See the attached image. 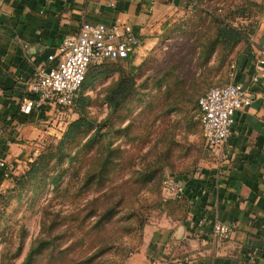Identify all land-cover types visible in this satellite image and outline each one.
I'll use <instances>...</instances> for the list:
<instances>
[{"label": "rangeland", "instance_id": "374dc122", "mask_svg": "<svg viewBox=\"0 0 264 264\" xmlns=\"http://www.w3.org/2000/svg\"><path fill=\"white\" fill-rule=\"evenodd\" d=\"M176 1L136 64L109 61L90 74L81 93L94 124L66 145L58 164L66 172L57 182L54 169H46L13 187L8 169L10 190L0 198V264H23L29 255L28 264H123L151 222L170 212L180 217L182 203L167 199L161 182L209 162L196 100L227 82L231 64L247 48L243 41L231 48L216 42L218 21L255 30L261 6L256 0ZM121 77L131 80L130 92L113 107L107 97ZM61 132L47 134L39 152L56 144ZM94 132L99 140L85 146ZM104 159L103 179L86 180Z\"/></svg>", "mask_w": 264, "mask_h": 264}, {"label": "crops", "instance_id": "0c3cea01", "mask_svg": "<svg viewBox=\"0 0 264 264\" xmlns=\"http://www.w3.org/2000/svg\"><path fill=\"white\" fill-rule=\"evenodd\" d=\"M251 38V50L231 64L225 83H239L249 103L235 113L225 144L210 152L198 171L177 176L185 184L179 214L170 212L145 229L141 246L123 264H264V0ZM176 0H0V161L17 174L38 152L47 134H59L55 108L19 110L25 82L39 65H48L63 37L81 22H127L141 46L169 22ZM170 15L167 19V15ZM256 79V80H255ZM224 84V83H223ZM0 167V189L9 183ZM204 220L200 228L195 226ZM232 226L228 239L212 240V220Z\"/></svg>", "mask_w": 264, "mask_h": 264}, {"label": "built area", "instance_id": "2783aa9c", "mask_svg": "<svg viewBox=\"0 0 264 264\" xmlns=\"http://www.w3.org/2000/svg\"><path fill=\"white\" fill-rule=\"evenodd\" d=\"M140 46V35L130 23L81 22L76 32L63 37L48 56V65L37 66L27 79L20 112L29 114L32 110L44 108H55L61 113L71 111L90 66L124 60L135 54ZM260 53L264 55V51L260 50ZM259 63H264L263 57ZM248 103L245 88L232 82L212 86L198 98L197 116L206 150L213 152L225 144L236 121L235 113ZM0 167L6 170L4 174L7 176L10 165L1 160ZM162 191L167 199H181L185 195V184L167 175L162 180ZM203 225L202 219L195 226L200 228ZM231 233L230 224L212 220V240L228 239Z\"/></svg>", "mask_w": 264, "mask_h": 264}, {"label": "trees", "instance_id": "16d2710c", "mask_svg": "<svg viewBox=\"0 0 264 264\" xmlns=\"http://www.w3.org/2000/svg\"><path fill=\"white\" fill-rule=\"evenodd\" d=\"M218 23L219 24L217 27L216 37H215L216 42L223 44L224 48H228V47L231 48L235 46L236 44L240 43L241 41H243L244 43L247 44L246 46L247 48H245V52L248 53L251 50V47L248 46V43H249L248 39L249 37L252 38V35L255 30H248L246 27H242V26L236 27L222 20H219ZM134 55L135 54H132L124 60H133ZM107 62L109 61L103 62L99 65L89 67L85 75L84 81L82 83V86L71 108V111L69 112L66 111L58 115L56 127H58L60 132L63 131L61 132L62 133L61 138L57 140L56 144L54 143L48 144V147L46 149H43L41 152L36 154L31 160L26 161L27 168L25 171H23V173L19 174V176L15 174L11 176L10 182L13 183V187L21 186L24 180L36 178L41 172L45 171L46 169L47 170L54 169V172L56 173V175H53L51 178L52 182H57L58 178H60V176H62L66 172V168H63V166H60V167L58 166V164L60 165L64 161L65 153H66L65 152L66 145L70 141H72L74 138H76L80 134L81 131H84L85 129L89 130L91 126L94 124V122L88 119L84 114L87 97L81 93V89L83 85L88 81L90 74L93 77L97 75L101 70L100 69V67H102L101 65ZM129 83H131L130 79L122 78V77L115 83L114 87L111 88L109 96L107 97L108 105L113 106V107H118L123 103V101L127 98L130 92ZM220 85H223V84L211 85L210 87L220 86ZM210 87H208L207 89H209ZM202 94H200L198 98ZM198 98L196 100V107H197ZM76 112L78 114V118L71 120V116H72L71 114H74ZM96 133L97 132H94L89 137V139L84 144L85 146L93 143L94 141L99 140V139H95ZM52 157H55L54 161H52L51 159ZM108 163L109 162L107 161V159H104L100 163V166L98 167V169L94 170L95 172L87 174L86 180L90 178H91V181L95 180V178L97 181L103 179L104 173L106 170V165ZM9 190H10L9 186L3 190L0 189V198H3L5 194L8 193ZM182 200L183 198L177 199L175 201L181 202L183 205V210H184L185 203L183 204ZM28 260L30 261V255L27 257V259L25 260L23 264H28L29 263Z\"/></svg>", "mask_w": 264, "mask_h": 264}]
</instances>
